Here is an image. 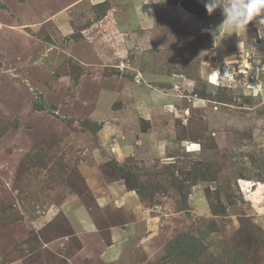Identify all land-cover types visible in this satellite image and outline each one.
<instances>
[{"label": "rangeland", "instance_id": "obj_1", "mask_svg": "<svg viewBox=\"0 0 264 264\" xmlns=\"http://www.w3.org/2000/svg\"><path fill=\"white\" fill-rule=\"evenodd\" d=\"M223 20L0 0V264H264V32Z\"/></svg>", "mask_w": 264, "mask_h": 264}, {"label": "clouds", "instance_id": "obj_2", "mask_svg": "<svg viewBox=\"0 0 264 264\" xmlns=\"http://www.w3.org/2000/svg\"><path fill=\"white\" fill-rule=\"evenodd\" d=\"M209 14L217 8L222 10V26L232 29V33L246 43V34L250 23L255 22L258 32H264V0H203ZM240 46V45H239Z\"/></svg>", "mask_w": 264, "mask_h": 264}, {"label": "trees", "instance_id": "obj_3", "mask_svg": "<svg viewBox=\"0 0 264 264\" xmlns=\"http://www.w3.org/2000/svg\"><path fill=\"white\" fill-rule=\"evenodd\" d=\"M98 6L104 7L101 10L105 11L108 8V2L107 1L99 2L94 7H98ZM224 97H225L224 94L222 96H218L217 101L219 102L225 99L224 101L228 102L230 98L227 99ZM206 229L208 232L214 229L217 230L216 225L213 220L210 221ZM207 231L205 230V234H207ZM181 236L175 241L173 250L174 251L176 250V252L179 251L180 253L187 255L188 257L192 256L194 258H197L203 249L201 240L197 236H194V235L186 234V235H181ZM234 257L236 258V261H235L236 264H242L238 254H234Z\"/></svg>", "mask_w": 264, "mask_h": 264}, {"label": "crops", "instance_id": "obj_4", "mask_svg": "<svg viewBox=\"0 0 264 264\" xmlns=\"http://www.w3.org/2000/svg\"><path fill=\"white\" fill-rule=\"evenodd\" d=\"M140 116H144L143 118H145V115L143 114V115H140Z\"/></svg>", "mask_w": 264, "mask_h": 264}]
</instances>
